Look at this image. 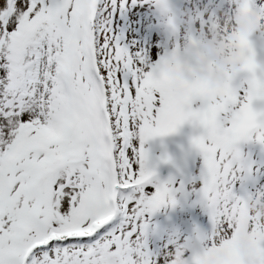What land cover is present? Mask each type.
I'll list each match as a JSON object with an SVG mask.
<instances>
[{"label": "snow or ice", "instance_id": "1", "mask_svg": "<svg viewBox=\"0 0 264 264\" xmlns=\"http://www.w3.org/2000/svg\"><path fill=\"white\" fill-rule=\"evenodd\" d=\"M148 2L0 0V264H192L187 238L146 242L149 215L190 185L232 242L264 185L240 147L264 146V99L237 83L226 105L180 106L157 84L161 45L132 35ZM185 122L202 129L199 173L161 181L144 144Z\"/></svg>", "mask_w": 264, "mask_h": 264}, {"label": "rangeland", "instance_id": "2", "mask_svg": "<svg viewBox=\"0 0 264 264\" xmlns=\"http://www.w3.org/2000/svg\"><path fill=\"white\" fill-rule=\"evenodd\" d=\"M244 0H150L129 14L132 35L161 45L162 53L157 74V84L180 105L189 98L215 104H227L233 85L251 91L256 99H264V29L261 17L244 25L239 21L233 43L230 42L231 21L229 7L236 6L245 18ZM260 7H256L257 12ZM264 22V21H263ZM130 29V30H131ZM153 37L155 41L153 42ZM222 38L224 42H220ZM238 96L239 93H236ZM199 102L193 105L198 107ZM202 129L185 122L175 133L154 137L144 144L150 162L156 164L161 181L174 177L178 183L181 173L198 175L202 157L192 148V136ZM257 165H264V146L254 140L240 145ZM167 154L169 162L160 158ZM264 183L263 176L259 178ZM187 187L188 195L176 193V204L165 205L148 217L146 242L156 251L172 239H184L192 255V264H256L264 255V185L252 191L240 203L241 214L236 218V231L232 242L225 245L224 237L210 225L205 209L196 203L197 196ZM253 208L257 212L253 215ZM230 217L228 219L230 220ZM254 221V222H253ZM216 244L209 247L213 241Z\"/></svg>", "mask_w": 264, "mask_h": 264}, {"label": "bare ground", "instance_id": "3", "mask_svg": "<svg viewBox=\"0 0 264 264\" xmlns=\"http://www.w3.org/2000/svg\"><path fill=\"white\" fill-rule=\"evenodd\" d=\"M260 4L262 5L263 9H260V11L257 12V10L255 8L256 7L259 8ZM249 5H253V13H255V14H257V15H259L261 17L260 20H261V23L263 24L262 29H264V22H263L264 21V0H251ZM238 15H239V9H237L236 6L229 7V11H227L228 19L231 21V29H230L231 36H230V42L229 43H233L235 41V40H232V36L235 37V35H236L239 21H241V24H242V21H243V18L241 16V10H240V18H241V20L239 19V17L237 18ZM244 23H246L245 20H244ZM219 41L222 42V43L224 42V40H222V38H219ZM263 179H264V176H263ZM263 192H264V190H263ZM259 199H260V204L258 205L256 200H255V203H256L257 208L261 209L263 207L261 201L264 200V193H261V196L259 197ZM251 210L253 211V215L254 214L256 215L255 220H254L256 222L258 220L257 212L253 208H251ZM259 217L264 218V214L263 213L262 214L259 213ZM232 219H233V217L231 216L230 220H232Z\"/></svg>", "mask_w": 264, "mask_h": 264}]
</instances>
